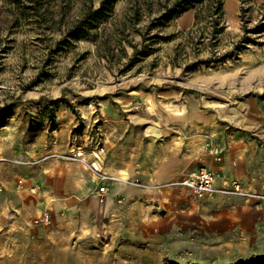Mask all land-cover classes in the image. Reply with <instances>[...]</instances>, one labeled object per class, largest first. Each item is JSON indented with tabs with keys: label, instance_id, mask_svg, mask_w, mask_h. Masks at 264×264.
<instances>
[{
	"label": "rangeland",
	"instance_id": "rangeland-1",
	"mask_svg": "<svg viewBox=\"0 0 264 264\" xmlns=\"http://www.w3.org/2000/svg\"><path fill=\"white\" fill-rule=\"evenodd\" d=\"M102 1L0 0V264H264L242 214L177 184L191 170H144L179 164L180 138L264 143V0H224L217 24L116 0L77 30Z\"/></svg>",
	"mask_w": 264,
	"mask_h": 264
},
{
	"label": "crops",
	"instance_id": "crops-1",
	"mask_svg": "<svg viewBox=\"0 0 264 264\" xmlns=\"http://www.w3.org/2000/svg\"><path fill=\"white\" fill-rule=\"evenodd\" d=\"M206 139L194 138L186 140L180 138L175 146H172L171 153L178 155L180 163L167 164V150H164V158L158 162L145 165L144 170L150 175L154 182H165L170 178H162L163 171L170 170V174L179 173V170H194L199 166H207L208 168L219 170L223 177L231 180L236 177L242 183L245 191L261 193L264 192V143L256 137L242 136V140H234L228 142L227 146H221L215 139H211V145L216 146L222 151V162L216 163L208 156L203 149ZM174 147V148H173ZM191 159V160H190ZM196 162L194 168H190L192 163ZM51 170V169H50ZM54 170H56L54 168ZM57 170H70V167H64ZM75 170V169H73ZM76 170H88V168H78ZM114 170H135L128 166L126 169L116 168ZM190 172V171H189ZM188 173V172H187ZM186 173V174H187ZM185 174V175H186ZM184 175V176H185ZM183 176V177H184ZM182 177V178H183ZM173 178V177H172ZM181 178V179H182ZM216 186L222 187V180H217ZM231 202H242V205H230ZM210 207L209 214L215 219L219 217L235 216L242 214V239L263 240L264 239V203L242 197V201L236 197H227L224 194L217 193L207 202Z\"/></svg>",
	"mask_w": 264,
	"mask_h": 264
},
{
	"label": "built area",
	"instance_id": "built-area-1",
	"mask_svg": "<svg viewBox=\"0 0 264 264\" xmlns=\"http://www.w3.org/2000/svg\"><path fill=\"white\" fill-rule=\"evenodd\" d=\"M78 148L75 157L80 159L81 162L87 165V160L83 152ZM205 152L210 156L214 162H222V151L216 146H206ZM95 161L91 163L94 170L98 171L96 163L99 160V156L95 154ZM217 180H222V187L216 186ZM178 185L183 186L190 190L197 197L212 196L216 193L226 195H236L245 197L247 199H255L264 203V192H248L242 187V184L237 180H230L223 177L219 170L208 168L207 166H199L194 170L188 172L179 182ZM107 193L105 186H101L97 190V195L102 199ZM264 209V208H263ZM41 223L48 224L49 217L44 215L38 220Z\"/></svg>",
	"mask_w": 264,
	"mask_h": 264
},
{
	"label": "trees",
	"instance_id": "trees-1",
	"mask_svg": "<svg viewBox=\"0 0 264 264\" xmlns=\"http://www.w3.org/2000/svg\"><path fill=\"white\" fill-rule=\"evenodd\" d=\"M116 0H103L101 6L92 12H89L86 18L79 22L77 30L81 29L83 25L90 24L91 19H104L112 12V7ZM168 1V0H167ZM169 4H165V10L162 13L161 20H171L176 16H180L184 12L188 11L191 8H201L207 12H210L211 15L215 16L214 24L223 20V5L224 0H169ZM107 13V14H106ZM195 19L198 22L199 14L196 13ZM3 121L2 116L0 115V123Z\"/></svg>",
	"mask_w": 264,
	"mask_h": 264
},
{
	"label": "bare ground",
	"instance_id": "bare-ground-1",
	"mask_svg": "<svg viewBox=\"0 0 264 264\" xmlns=\"http://www.w3.org/2000/svg\"><path fill=\"white\" fill-rule=\"evenodd\" d=\"M226 3H227V1H226ZM228 4H229V3H228ZM228 4H227V6H229ZM230 5H231V4H230ZM227 6H226V8H227ZM228 8H229V7H228ZM230 8H231V7H230ZM232 9H233V8H232ZM229 11H230V10H229Z\"/></svg>",
	"mask_w": 264,
	"mask_h": 264
}]
</instances>
